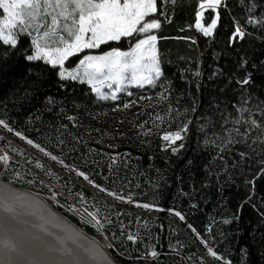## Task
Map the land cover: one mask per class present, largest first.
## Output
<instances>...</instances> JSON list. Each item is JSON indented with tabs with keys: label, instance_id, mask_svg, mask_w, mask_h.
Wrapping results in <instances>:
<instances>
[{
	"label": "snow or ice",
	"instance_id": "1",
	"mask_svg": "<svg viewBox=\"0 0 264 264\" xmlns=\"http://www.w3.org/2000/svg\"><path fill=\"white\" fill-rule=\"evenodd\" d=\"M169 2L175 8L177 0H163L165 8ZM234 8L240 10L239 15ZM224 16L228 17L226 25ZM164 22L172 21L167 11L158 12V0H0V92H3L0 104L4 106L0 128L14 132L16 137L69 172L75 171L78 177L114 200L134 203L148 211H164L154 203L134 201L131 194L125 197L102 187L84 171L66 164L24 132L15 130L7 111L9 104L25 110L29 123H43L47 115L51 117L49 126L58 125V131H68L70 124L76 126L80 121L79 115L68 114L65 103L68 93L63 90L75 93L77 84L87 85L89 95L79 103L73 99L72 107L91 115L89 104L120 101L121 93L131 97L129 88H161L157 95L167 102L166 114H157L153 127L146 128L148 121L135 125L140 129L138 136L148 137L167 118L168 130L159 134L166 167L156 168L154 186L164 182L171 187L169 181H174L191 211H202V203H212L215 215H208L209 222L201 232L188 222L183 211L176 208L167 211L184 222L203 246L206 255L200 257V264H264V0H198L194 24L187 27L194 28L205 44L195 59L180 56L184 63L172 76L166 74L158 48L161 37L155 34ZM129 38H135V43L127 51L109 43ZM176 39L189 42L190 46L198 45L197 36L183 35ZM101 45L110 50L99 55L86 52ZM73 57L78 60L74 66L70 62ZM174 92L179 106H173ZM57 93L65 99L58 100ZM137 102L121 103L123 109H128ZM120 108L121 104H117L113 111ZM68 135L79 140L71 132ZM65 143L64 139L58 140L60 146ZM75 150L73 147L72 151ZM13 151L23 155L22 150ZM111 159L115 161L116 157ZM12 160L7 151L0 154V192L4 193L0 195V208L5 213H15V202L27 204L32 214L44 221L38 227L51 239H41L23 227L28 223L26 220L2 216L0 264H89L88 259L69 246L70 242L94 264H114L109 250L126 255L130 264H159L163 254L155 246L137 255H132L125 246L121 253L112 242L117 240L116 233H111V239L106 235L113 220L107 216L102 220L99 210L88 211L82 191L76 193L82 207L61 204L62 193L41 179L39 183L48 188L51 193L48 199L53 204L78 216L81 223L91 226L105 240L103 245L94 238L88 246L77 243L88 237L66 221L61 222L52 208L38 198L39 194L33 196L12 189L13 184L23 179L20 172L12 169ZM35 167L45 170L39 160ZM45 174L57 182L60 179L50 168ZM27 183L34 184L35 180ZM68 195H72L71 191ZM247 211L252 215L246 216ZM47 224L61 228L64 235H55ZM124 228L120 224L121 236L125 235ZM217 236L222 238L221 242H228L230 248L221 252L214 247ZM126 240L137 244L139 233H127ZM233 244L235 247H231ZM177 245L169 244V249L179 255L185 245L179 241Z\"/></svg>",
	"mask_w": 264,
	"mask_h": 264
},
{
	"label": "trees",
	"instance_id": "2",
	"mask_svg": "<svg viewBox=\"0 0 264 264\" xmlns=\"http://www.w3.org/2000/svg\"><path fill=\"white\" fill-rule=\"evenodd\" d=\"M197 4L198 0H177L175 8L170 2L165 8L163 0H158V12L167 11L168 17L172 21L171 23L164 22L162 28L155 33L161 37L158 41V48L168 76L175 74L177 68L184 63L179 60L180 56L195 59L199 56L201 48L205 44V40L199 37L194 28L189 29L187 27L189 24H194ZM239 12L238 8H234L235 14L239 15ZM205 15L207 17V13ZM161 19L163 20V17ZM223 23L225 25L228 23L227 16L223 17ZM181 28H184L185 31L181 32ZM183 35L197 36L198 45L190 46L189 42L176 39V37ZM21 39L24 40L25 38L22 37ZM109 43L114 47L119 46L121 50L127 51L135 43V38ZM109 50L110 48L107 45H101V48L93 53L99 55L102 51ZM70 62H73L74 66L75 63H78V60L73 57ZM52 91H55V89H52ZM63 91H67V98L65 99L63 95L57 93V99H65L68 114L79 115L80 123L78 125L73 126L70 124L68 131L63 129L58 131V125L56 127L48 125L51 117L47 115L44 117L43 123L39 121L29 123L26 119L25 110L18 107L14 108L13 105L9 104L7 111L12 127L15 130L24 132L29 138L61 157L66 163L76 166L86 174H92L96 183L125 197L131 194L132 199L139 203H154L158 207L163 208L164 211H148L137 208L135 204L121 203L96 188L93 189L100 195L94 194L81 186L80 183L71 180L66 175L45 164V170L41 171L35 167L37 158L4 138L0 140L1 146L13 152L20 159L11 161L12 169L20 172L23 177L22 180L13 184V186L33 193H50L47 187L39 183L42 179L45 184L59 186L65 193V195L59 197L61 204H72V201L80 203L76 193L82 191L86 200L85 206L91 212L99 210L102 220L105 216L113 220V224L108 226L106 235L111 239V233H116L117 240L112 242L116 244L121 253H124L125 246L132 255H137L138 252H143L146 248L151 250L150 246H155L163 254L160 257L159 264H200V257L206 255L203 246L198 243L190 230L186 228L184 222L169 214L167 209L176 208L183 211L188 222L203 232L204 226L209 222L208 215H215L213 212L214 204L202 203V211L193 212L188 207L187 198L182 197L177 192V185L174 181H169L171 187L164 182H160L159 187L154 186L157 182L156 168L164 169L166 167L164 163L165 153L161 151L162 141L159 140V134L164 130H168L167 118L165 123L161 124L159 128H153L154 134L148 137L138 136L137 133L140 129L135 127V125L142 124L145 121L149 122L146 128L153 127L152 121L155 116L157 114H166L167 102L160 100L157 95L162 89L159 87L155 89L150 87L143 89L132 88L129 90L133 93L131 97L127 93H122L120 94V101L89 104L88 111L91 112V115L84 110L78 111L72 107L73 99L79 103L89 95L87 85L77 84L75 93L71 90ZM141 96L152 97V99L140 100L139 97ZM2 97L3 92H0V98ZM176 99L177 93L174 92L172 94L173 106H179L176 105ZM128 100H136L138 102L128 109H123L121 102H127ZM183 103L184 101L181 100L180 104L183 105ZM117 104H121L120 110L113 111ZM3 114L4 106L0 104V116H3ZM121 120L123 123H118ZM61 122L67 123V121ZM0 130L16 142L34 149L26 141L16 137L14 132L9 133L3 128H0ZM68 132L79 137V140H73L72 136L68 135ZM61 133L63 134L61 135ZM121 133H124V135L121 136ZM59 139H64L66 141L65 145L60 146L58 144ZM73 147H75V151H72ZM13 149L22 150L23 155L13 151ZM2 153L0 148V154ZM38 153L42 154L39 151ZM111 157H116V160L113 161ZM150 157H155V159H149ZM27 165L33 167L40 175L35 174ZM109 165H111V168ZM149 165H152V167H149ZM49 168L60 177L58 182L45 174ZM8 175H11V170ZM33 179L35 180L34 184L27 183L28 180ZM78 179L84 182L82 177H78ZM185 180L187 181V177H185ZM4 181L8 182L7 176L4 177ZM61 185H64V187H61ZM185 187H187L186 184ZM69 191H71L72 195H68ZM125 208L132 211H127ZM55 210L88 236L100 243L103 242L104 239L97 235L91 226H85L81 223L79 217L68 212L66 208L55 207ZM117 213L123 214L117 216ZM245 215L249 216L252 213L247 211ZM145 221H147V224H145ZM120 224L125 225L124 236L120 235ZM129 232L132 234L139 233L140 241L137 244H132L126 240V235ZM177 241L181 245H185V247L180 249L179 255L169 249V244L178 247ZM221 241L222 238L217 236V243L213 246L224 252L226 248H230V245L226 241ZM231 247H235V244L231 245ZM110 255L118 264H130L126 255H117L112 250H110Z\"/></svg>",
	"mask_w": 264,
	"mask_h": 264
},
{
	"label": "rangeland",
	"instance_id": "3",
	"mask_svg": "<svg viewBox=\"0 0 264 264\" xmlns=\"http://www.w3.org/2000/svg\"><path fill=\"white\" fill-rule=\"evenodd\" d=\"M113 42H118V41H113ZM97 49H91V50H86V52H90L91 54H94V55H97L95 53H93L94 51H96ZM83 55V54H81ZM132 88H135V87H132ZM132 88H129V90H131ZM122 94V93H121ZM0 136L4 137L5 139H7L10 143L20 147L21 149L25 150V151H28L29 153H31L35 158H37L40 162H42L43 164L47 165L48 167H51V168H54L56 169L58 172L62 173L63 175H66L68 178H70L71 180L73 181H76L78 183L81 184V186L87 188L88 190H90L91 192H93L94 194H97V192L93 189L92 185H90L86 180L83 179L84 182L80 181L78 179V176L76 175V172L75 171H71L70 173L74 174H70L68 173L69 171L65 168H63V166H61L60 164H58L57 162H54L52 160H50V158L44 156L43 154H39L38 153V150L37 149H30L29 147L27 146H24L18 142H16L14 139L10 138L9 136H7L4 132H2L0 130ZM32 147V146H31ZM0 148L2 149V152L4 151H7L9 153V155H11L13 157V159H17V160H20L13 152H10L8 149H6L5 147L1 146L0 144ZM37 150V151H36ZM55 155V154H54ZM65 162V161H64ZM66 163V162H65ZM68 164V163H66ZM26 165V164H25ZM70 165V164H69ZM73 166V165H72ZM28 168H30L35 174H39L38 171H36L33 167H31L30 165H27ZM75 169H79L77 168L76 166H74ZM80 170V169H79ZM89 177L94 180V177L92 174H88ZM76 176V177H74ZM41 177H43L41 175ZM81 178V177H79ZM45 179V178H44ZM95 181V180H94ZM58 192L62 193V196L65 195V193L61 190V188H59V186L55 185V184H51ZM102 187L106 188L105 186L101 185ZM98 190V189H97ZM33 193V192H32ZM35 195L39 194V198L44 200L45 203L47 205H49L52 210H54L56 213L57 211L55 210V207H59L55 204H53V202L51 200L48 199V197L51 195V193H34ZM97 195H100V194H97ZM104 200H106L105 198H103ZM72 204L75 205L76 207H82V205L80 203H76L74 201H72ZM134 204V203H132ZM85 206V205H84ZM127 211H132V210H129L128 208H125ZM89 210V209H88ZM90 211V210H89ZM91 212V211H90ZM61 215V214H60ZM62 216V215H61ZM78 217V216H77ZM65 218V217H64ZM74 225V224H73ZM75 226V225H74ZM79 229V228H78ZM79 231H82L81 229H79ZM93 239V238H92ZM97 241V240H96ZM100 243V242H99ZM101 245L105 244V240H103L102 243H100ZM110 252V250H109Z\"/></svg>",
	"mask_w": 264,
	"mask_h": 264
},
{
	"label": "bare ground",
	"instance_id": "4",
	"mask_svg": "<svg viewBox=\"0 0 264 264\" xmlns=\"http://www.w3.org/2000/svg\"><path fill=\"white\" fill-rule=\"evenodd\" d=\"M3 194H4L3 192H0V195H3ZM9 194H11L10 191H9ZM14 206H15V209H16L15 213H5L3 211V209L0 208V217L5 216V215L11 217V216L14 215V216H16V218L18 220H26V221H28V223L23 225V227H25V228L29 229L30 231H32L33 233L39 235L41 237V239H51L50 237H45V234L38 227L40 224L44 223V221H41L37 215L32 214V209L27 204H20L18 202H15ZM33 225H36L37 227H33ZM46 227L48 228L49 231H51L55 235H64V233L62 232L61 228L55 227L52 224H47ZM0 235H3V234L0 233ZM12 238L16 239L14 234H13ZM77 243L84 244V243H82L80 241H78ZM84 245L88 246L87 244H84ZM69 246L72 247L74 250L79 251L80 254L82 256H84L85 259H88L89 260V264H94V262L91 261L87 257V255L85 253H83L82 249L77 248L76 244H72L70 242ZM113 261H114V264H116L114 259H113Z\"/></svg>",
	"mask_w": 264,
	"mask_h": 264
},
{
	"label": "water",
	"instance_id": "5",
	"mask_svg": "<svg viewBox=\"0 0 264 264\" xmlns=\"http://www.w3.org/2000/svg\"><path fill=\"white\" fill-rule=\"evenodd\" d=\"M5 183H7V182H5ZM12 189H14L16 192H24V193H28V194H30V195L35 196L34 193H32V192H30V191L21 190V189L15 187V186H13V185H12ZM8 191L11 192V189L8 190ZM54 212H55V211H54ZM55 213H56V212H55ZM56 214L60 217V219H61L62 222H65V221H66L70 226H72V227L75 228L77 231H79L78 228H77L76 226H74L70 221H68L66 218H64L63 216H61L58 212H57ZM82 232H83V231H82ZM83 233H84L85 236L88 237V239H87V240H81L80 242L89 245V243L91 242L92 238H91L90 236H88L85 232H83ZM97 242H98V241H97ZM115 262H116V261H115ZM116 264H118V263H116Z\"/></svg>",
	"mask_w": 264,
	"mask_h": 264
}]
</instances>
